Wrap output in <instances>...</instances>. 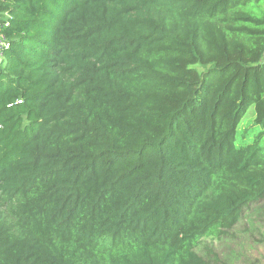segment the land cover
<instances>
[{"label":"trees","instance_id":"obj_1","mask_svg":"<svg viewBox=\"0 0 264 264\" xmlns=\"http://www.w3.org/2000/svg\"><path fill=\"white\" fill-rule=\"evenodd\" d=\"M261 199L264 0H0V264H215Z\"/></svg>","mask_w":264,"mask_h":264},{"label":"rangeland","instance_id":"obj_2","mask_svg":"<svg viewBox=\"0 0 264 264\" xmlns=\"http://www.w3.org/2000/svg\"><path fill=\"white\" fill-rule=\"evenodd\" d=\"M254 121L255 109L250 104L237 128V146L250 142L261 130ZM248 127L252 128L246 131ZM199 242L196 250L215 264H264V199L245 208L232 228L220 227Z\"/></svg>","mask_w":264,"mask_h":264}]
</instances>
